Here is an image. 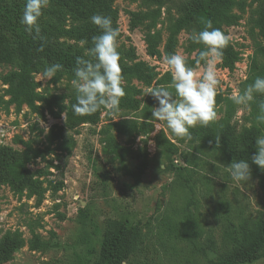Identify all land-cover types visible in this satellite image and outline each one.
Segmentation results:
<instances>
[{
	"label": "rangeland",
	"instance_id": "obj_1",
	"mask_svg": "<svg viewBox=\"0 0 264 264\" xmlns=\"http://www.w3.org/2000/svg\"><path fill=\"white\" fill-rule=\"evenodd\" d=\"M21 1L0 0V5ZM233 1L235 20L221 27L227 43L215 65L216 117L207 126L190 128L191 140L152 118L158 103L148 92L157 86L171 90L166 64L171 54H180L203 75L205 64L196 61L205 46L190 38L201 28L193 22L180 24L193 0L111 1L117 12L120 66L134 71L122 75L125 94L116 111L101 108L85 114L87 123L78 134L66 133L75 140L68 151L48 142L53 128L64 126L65 116L55 120L45 101L37 103L40 113L11 103L16 82L8 78L21 69V58L16 40L0 31V155L7 162L26 159L24 171L31 180L20 186L0 174V264H98L105 240L113 235L134 241L135 252L124 264H210L233 256L234 231L260 229L264 171L251 166L249 181L236 182L228 166L248 152L251 135L255 148L264 125L257 124L248 103L237 105L225 132L220 100L241 93L252 60L264 69V0ZM83 4L91 6L90 0ZM53 8L51 2L44 7L38 25L55 22L48 14ZM60 42L89 58L92 38ZM51 64L36 61V92L44 98L72 93L74 73L60 70L46 78L44 68ZM163 143L172 144L176 154L163 150ZM140 172L136 184L132 173ZM222 204L226 209L218 217ZM185 214L198 223L200 237L194 242L162 237L164 225L170 219L184 223ZM253 264H264V258Z\"/></svg>",
	"mask_w": 264,
	"mask_h": 264
},
{
	"label": "trees",
	"instance_id": "obj_2",
	"mask_svg": "<svg viewBox=\"0 0 264 264\" xmlns=\"http://www.w3.org/2000/svg\"><path fill=\"white\" fill-rule=\"evenodd\" d=\"M111 1L104 3L102 0H90L91 6L86 8L83 0H49L54 8L49 10L48 14L55 17V22L48 26L38 25L40 29L38 34L35 31L29 33L20 22L26 0L0 5V31L8 32L16 40L21 58V69L8 78V81L13 80L16 82L13 89L10 90L11 103L18 108L26 105L33 112L40 113L42 107L38 106L37 103L45 101L49 106L50 115L55 120H60L65 116L64 126H55L48 136L49 144L55 145V143H59L60 148L64 151L70 150L75 145L74 137L67 136L66 133L73 132L78 134L79 128L87 123V119L85 115H77L73 111V105L77 102L75 90L70 94L51 95L49 98H44L36 92V84L32 78L36 61L42 58L52 64L60 63L63 65V71L67 69L74 73L76 58L83 56L79 52L74 51L71 46L61 43V39L73 41L90 40V38L100 35L101 29L94 25L90 19L94 14L110 17L112 26L116 28L117 12L111 5ZM234 7L235 2L233 0H193L191 10L188 11L180 24L181 26H187L193 22L203 30L206 22L211 21L214 28L221 30L222 26L234 23ZM59 9L66 11L68 13L67 16H63ZM43 15L44 8L40 17ZM260 54L264 55V47L260 49ZM83 58L91 59L90 56L89 58ZM139 67L141 66L138 65ZM120 68L121 75H129L134 71V68L129 66H120ZM135 68L137 70V67ZM256 77H264V69L254 59L251 62L249 76L244 83L242 91L253 83ZM171 90L174 91V89ZM220 101L225 106L222 127H224L225 132H228L230 123L236 114L237 104L233 102L232 98H222ZM261 101H264V94H255L254 100L249 102L255 118L259 114L258 105ZM248 141V152L239 155L236 161L248 160L251 167L255 165L251 161V156L256 152L252 135L248 138ZM161 147L171 156L176 154L173 145L170 143H163ZM26 164V159L7 162L3 155H0V174L7 176L17 185H30L31 180L24 171ZM140 175L141 172L132 173L136 184H140ZM225 209V204L219 207L217 210L218 217H221ZM183 221L184 223L179 224V222L174 223L170 219L169 225H164L162 237L176 241L194 242V240H197L201 231L196 220H192L188 214H185ZM234 233L233 245L236 246V249L233 256L226 260L210 262V264H253L264 258V219L260 229L257 231L248 233L234 231ZM232 235L234 234L232 233ZM135 249L133 240L123 235H113L105 240L98 264L127 263ZM2 253L3 250L0 248V254Z\"/></svg>",
	"mask_w": 264,
	"mask_h": 264
},
{
	"label": "clouds",
	"instance_id": "obj_3",
	"mask_svg": "<svg viewBox=\"0 0 264 264\" xmlns=\"http://www.w3.org/2000/svg\"><path fill=\"white\" fill-rule=\"evenodd\" d=\"M48 3L49 0H26L20 21L26 31L39 33L37 21ZM90 19L101 29V34L92 38V47L87 49L91 59L76 58L72 85L77 101L73 105V111L77 115L92 114L101 108L114 112L118 109L120 98L125 94L120 54L116 47L119 30L112 26L110 17L94 14ZM190 38L205 46L196 61L197 64L204 62L203 75L187 66L180 54H171L166 57V64L172 73L171 89L174 91L168 87L157 86L148 92L158 103L153 108L152 118L164 122L177 137L188 140L192 139L190 128L198 124L207 126L216 117L214 104L218 79L215 65L222 57V49L227 43L226 36L220 29L214 28L211 21L206 22L203 30L193 32ZM80 43L84 45L87 41ZM62 69V64L54 63L44 68L43 75L53 78ZM255 94H264V77H256L253 83L233 96L232 100L237 105H247L254 100ZM258 108L257 124L264 125V101L259 103ZM255 148L256 152L251 156V161L264 171V134L256 138ZM228 168L233 181H249L251 168L248 160L233 161Z\"/></svg>",
	"mask_w": 264,
	"mask_h": 264
}]
</instances>
